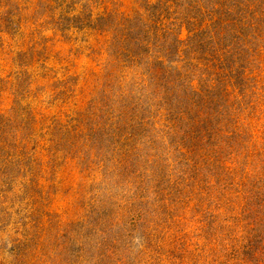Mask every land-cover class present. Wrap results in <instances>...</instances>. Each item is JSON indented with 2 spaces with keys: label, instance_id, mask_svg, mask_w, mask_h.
Listing matches in <instances>:
<instances>
[{
  "label": "trees",
  "instance_id": "trees-1",
  "mask_svg": "<svg viewBox=\"0 0 264 264\" xmlns=\"http://www.w3.org/2000/svg\"><path fill=\"white\" fill-rule=\"evenodd\" d=\"M11 1L0 0L3 32ZM29 5L32 13L44 5L55 31L64 22L83 27L102 50L116 132L135 138L113 164L137 167L117 218L141 222L142 251L162 255L159 264H264V0ZM7 116L0 112V130ZM163 172L177 173L160 186ZM67 224L41 221L35 250L13 251V261L59 263L53 244ZM11 231L0 224V264Z\"/></svg>",
  "mask_w": 264,
  "mask_h": 264
},
{
  "label": "rangeland",
  "instance_id": "rangeland-1",
  "mask_svg": "<svg viewBox=\"0 0 264 264\" xmlns=\"http://www.w3.org/2000/svg\"><path fill=\"white\" fill-rule=\"evenodd\" d=\"M18 2L10 3L5 32L0 25V112H10L2 118L5 143L0 138V224L16 232L6 264H31L15 263L12 253L33 252L35 228L46 219L68 222L53 244L55 264H159L162 255L142 251L141 222L117 218L137 167L113 164L135 138L116 132L100 46L83 27L64 22L55 31L43 21L44 5L32 13L30 0ZM176 173L163 172L159 185Z\"/></svg>",
  "mask_w": 264,
  "mask_h": 264
}]
</instances>
